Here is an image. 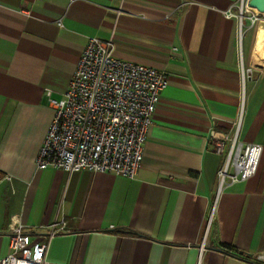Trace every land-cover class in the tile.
Here are the masks:
<instances>
[{"label": "crops", "instance_id": "1", "mask_svg": "<svg viewBox=\"0 0 264 264\" xmlns=\"http://www.w3.org/2000/svg\"><path fill=\"white\" fill-rule=\"evenodd\" d=\"M239 5L0 0V260L15 220L40 242L63 223L48 264H264V17L244 20L239 45L238 23L226 17ZM90 38L112 39L116 59L167 77L132 179L35 163ZM241 92L239 140L262 152L250 179L217 194L222 158L209 133L231 132Z\"/></svg>", "mask_w": 264, "mask_h": 264}, {"label": "built area", "instance_id": "2", "mask_svg": "<svg viewBox=\"0 0 264 264\" xmlns=\"http://www.w3.org/2000/svg\"><path fill=\"white\" fill-rule=\"evenodd\" d=\"M247 3L240 0L237 14L226 13L227 18H235L238 23L239 45L244 20L253 26L264 17L248 8ZM247 76L241 66L242 86ZM166 85L163 73L116 59L112 39H88L68 89L54 103L53 119L35 159L37 168L108 173L132 179L142 162L146 133ZM243 114L241 92L231 132L209 133L210 150L222 158L217 171V194L256 173L262 147L240 142ZM9 230V252L0 264H48V243L63 231V223L51 225L42 242L32 240L15 220Z\"/></svg>", "mask_w": 264, "mask_h": 264}, {"label": "water", "instance_id": "3", "mask_svg": "<svg viewBox=\"0 0 264 264\" xmlns=\"http://www.w3.org/2000/svg\"><path fill=\"white\" fill-rule=\"evenodd\" d=\"M247 5H248V8H250L251 10H255L259 14L264 15V0H249ZM238 255L244 256L246 258H250L249 254H245L243 252H239Z\"/></svg>", "mask_w": 264, "mask_h": 264}, {"label": "trees", "instance_id": "4", "mask_svg": "<svg viewBox=\"0 0 264 264\" xmlns=\"http://www.w3.org/2000/svg\"><path fill=\"white\" fill-rule=\"evenodd\" d=\"M220 247H221L222 251H223L224 253H226V254L234 255V256H236V257L244 258V259H246V260H251V259H250L251 257H250V258H246V257H244V256H239V255H238L239 251H237V250H236L234 247H232V246H228V245L220 244ZM254 263H255V264H260V262L257 261L256 259H254Z\"/></svg>", "mask_w": 264, "mask_h": 264}]
</instances>
